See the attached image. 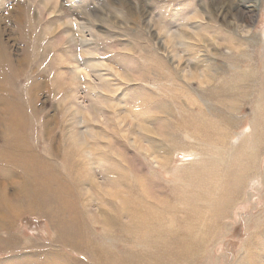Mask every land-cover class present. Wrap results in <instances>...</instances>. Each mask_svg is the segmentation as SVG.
<instances>
[{
  "label": "rangeland",
  "instance_id": "1",
  "mask_svg": "<svg viewBox=\"0 0 264 264\" xmlns=\"http://www.w3.org/2000/svg\"><path fill=\"white\" fill-rule=\"evenodd\" d=\"M15 118L76 219L0 183V264H264V0H0Z\"/></svg>",
  "mask_w": 264,
  "mask_h": 264
},
{
  "label": "bare ground",
  "instance_id": "2",
  "mask_svg": "<svg viewBox=\"0 0 264 264\" xmlns=\"http://www.w3.org/2000/svg\"><path fill=\"white\" fill-rule=\"evenodd\" d=\"M247 31H248V29H247ZM176 32L174 34H176ZM178 35H179V33H178ZM234 44H236L235 46L237 47L238 44L235 43V42H234ZM242 46L243 45L238 46V47L241 48ZM234 47H233V49H234ZM240 48H239V52H240ZM235 54L237 55V53H235ZM75 71H77V70H75ZM21 113H22V111H21ZM21 116H23V114H21ZM21 116H20V118H23ZM17 120L18 119L14 120V121H8L7 120L8 122L5 120L6 123H2L1 124V127L2 128L0 130L1 131L0 133H3L4 135H6L7 133L9 135L11 133H15V131L17 130L16 127L18 126V123H19V125L21 124V122H19V120L18 121ZM22 122H24V120ZM23 130H24V128H23ZM20 140H21V138L17 139V141L15 143L13 142L14 144H11V142H9L5 146H0V165H2V164L6 165V166H3L2 168H5V169H7L9 171L8 172L9 178L7 176L8 179L5 178L4 180H2V182L0 180V183L2 184L5 181L6 182L8 181L9 183H11L13 176H16V177H19L20 176L19 177L20 178V182H23V185L22 186H24V187L21 189V188L15 186L16 189H14V193L12 195H16V197H19V196L25 197L27 199V207L32 212H35V213H43L44 212V206L43 205L46 203L45 202V196L36 187L38 185H41L46 190L45 193L46 192L49 193V194L56 193L59 196L60 203L62 204V207H60V212L57 213L56 216L59 217V215H61L63 212L65 214H67L66 212H68L69 214H71L72 213L71 207H70L69 203L66 202L65 197L63 196L64 195L63 192L66 194L67 193V190H69V189L66 188V187H63V186H59V185H58L59 187H54V189H53L52 186H54V184L53 185L51 184L52 186H50V183L52 182V180H54V177H57V175L54 174V173H52V171H51L50 168H47V170L49 169L48 171H50V174H48V177H47L46 174L44 173V170H45V169H43L44 167L37 166L38 165L37 163H36L37 165L32 164L30 162V161H32L30 159V158H32V156H30V157L27 156V153H25V152H28V151H25L26 145H22V142ZM27 147H29V146H27ZM29 150H31V149H29ZM32 154H33V151H32ZM29 159H30V161H29ZM19 169H21V170H19ZM49 181H50V183H49ZM28 185H29V187H28ZM4 195L6 196V194L4 193L2 195V197H3V200L2 201H4ZM4 204L6 205L7 203L4 201ZM6 206L9 207L10 205L7 204ZM9 209H12V208H9ZM71 218H75L76 219V214L73 215V213H72V215L69 217V219H71ZM67 220H63L61 222V225L59 224L60 225L59 228L60 229H63L64 232L66 231L65 229H67V225H69V221H67ZM66 221H67L68 224L64 225L63 223H65ZM91 242H92V240L89 241V242H85V244L86 245H91Z\"/></svg>",
  "mask_w": 264,
  "mask_h": 264
}]
</instances>
